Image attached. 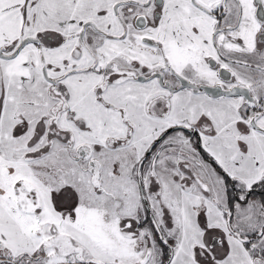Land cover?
<instances>
[{
    "label": "snow or ice",
    "instance_id": "obj_1",
    "mask_svg": "<svg viewBox=\"0 0 264 264\" xmlns=\"http://www.w3.org/2000/svg\"><path fill=\"white\" fill-rule=\"evenodd\" d=\"M0 264H264V0H0Z\"/></svg>",
    "mask_w": 264,
    "mask_h": 264
}]
</instances>
